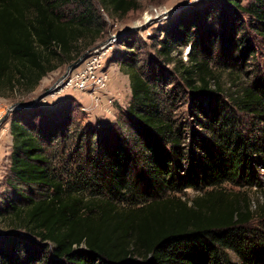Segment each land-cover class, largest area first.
Segmentation results:
<instances>
[{"label": "trees", "instance_id": "obj_1", "mask_svg": "<svg viewBox=\"0 0 264 264\" xmlns=\"http://www.w3.org/2000/svg\"><path fill=\"white\" fill-rule=\"evenodd\" d=\"M97 3L121 17L138 8L136 0ZM70 5L75 14L66 16ZM103 32L91 0H0V89L32 92ZM162 33L153 63L172 65L198 100L206 138L185 155L184 129L171 111L181 92L166 90L156 67L142 72L135 46L122 41V63L134 71L128 108L114 125L73 135L67 102L65 112H14L6 184L18 200L8 196L0 212L13 229L0 233V264H264V203L222 188L261 189L251 172L264 165V79L228 96L256 120L244 134L218 97L227 90L215 72L239 77L252 40L264 42V0L194 6ZM185 189L199 195L177 198Z\"/></svg>", "mask_w": 264, "mask_h": 264}, {"label": "rangeland", "instance_id": "obj_2", "mask_svg": "<svg viewBox=\"0 0 264 264\" xmlns=\"http://www.w3.org/2000/svg\"><path fill=\"white\" fill-rule=\"evenodd\" d=\"M96 10L97 17L100 22L104 24V32L100 39L89 48L82 51L80 56L73 62L76 63L82 56L88 55L91 52L103 54L100 64L104 66L108 74V83L104 95L102 94L101 100L96 101L85 91L74 90L73 87L68 89L64 88L63 82L66 81L65 77L70 71L69 65H64L55 71L48 73L44 76L30 93H26L20 89L13 91L7 88L0 89V102L4 105L11 106L13 113L8 116L7 120L0 126V212L3 208V202L8 196H14L18 200L11 189L7 186L6 180L9 175L10 167V153L12 139L9 132V122L13 117L15 107L21 106L23 103L35 102L33 106L37 108H51L57 112H65L67 102L73 117V124L70 132L73 135H78L81 131L87 128H97L99 126H112L114 125L126 111L130 101V87L129 77L133 70L127 68L122 62L121 57L122 41H131L135 46V53L137 56V67H141L142 72L151 75L156 67V73L164 76L163 84L167 89H178L179 96L177 100L171 105L173 118L178 124H181L184 129L182 147L185 150V155L190 150L195 151L197 148L198 140L201 141L206 138L202 132L199 122H205V119H197L195 117V105H198V100L194 101V95L190 90H187L183 83L177 78L174 73L172 65L163 66L158 61V65L153 63L152 58H155L154 47L158 40L163 36L162 31L172 27L179 17H182L190 8L204 3L215 0H136L138 8L128 12L125 16L121 17L115 14L107 13L100 9L97 0H91ZM247 0H243L246 4ZM75 6L70 5L63 9L66 16L75 14ZM252 43L254 45V53L248 55L238 65L235 72L241 73L239 77L236 75L228 76V71L216 70L221 82L225 85L224 89L227 90L226 94L218 95L222 99V104L236 116L238 128L245 134L248 133L254 126L256 120L249 114L237 111L231 99L228 96L235 94L236 90H240L244 86H250L254 79H264V42L261 39L254 38ZM188 48L182 49L183 61L186 60ZM215 69V68H214ZM79 71V70H78ZM77 71V72H78ZM236 84H230L232 81ZM170 84V85H169ZM231 94V95H230ZM205 101H203V104ZM71 104V106H70ZM32 106V108H33ZM206 106V103L204 104ZM194 139V140H192ZM50 154L52 151H48ZM67 153L65 152L63 156ZM54 165L60 169L63 165L62 152L56 155ZM186 164V163H185ZM255 169H252L253 181H259L261 189H255L252 186L250 189L246 185L240 187H233L228 183H224L222 188L226 191H240L246 193L255 203H264V165L257 163L253 164ZM182 168H185L183 165ZM199 195L193 189H185L183 195L177 194V198L192 199ZM252 227H259L257 221L252 222ZM8 218L0 216V233L13 232L10 229ZM229 257L233 261L237 258L231 252H228Z\"/></svg>", "mask_w": 264, "mask_h": 264}, {"label": "built area", "instance_id": "obj_3", "mask_svg": "<svg viewBox=\"0 0 264 264\" xmlns=\"http://www.w3.org/2000/svg\"><path fill=\"white\" fill-rule=\"evenodd\" d=\"M102 57L103 54L95 51L86 55L83 61L67 73L66 81L63 82L64 88L73 87L74 90H82L83 93L86 91L91 98L92 96L95 98L94 102H99L98 100H101L102 94L104 95L108 83V74L104 66L100 64ZM17 106L15 110L24 107ZM11 113H13V108L0 102V126Z\"/></svg>", "mask_w": 264, "mask_h": 264}, {"label": "water", "instance_id": "obj_4", "mask_svg": "<svg viewBox=\"0 0 264 264\" xmlns=\"http://www.w3.org/2000/svg\"><path fill=\"white\" fill-rule=\"evenodd\" d=\"M86 55L82 56L80 58V60L76 63H73L71 65L68 66V68L71 70L73 68H75L77 66L78 63H80L81 61H83L85 59ZM38 100H36L35 102H30V103H23V104H20L21 106H24V107H30V106H33ZM5 121V120H4Z\"/></svg>", "mask_w": 264, "mask_h": 264}]
</instances>
